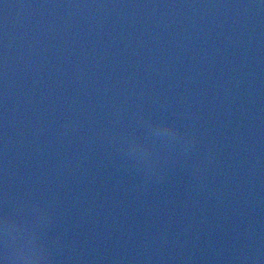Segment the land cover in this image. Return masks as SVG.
<instances>
[{
	"label": "water",
	"instance_id": "95a60500",
	"mask_svg": "<svg viewBox=\"0 0 264 264\" xmlns=\"http://www.w3.org/2000/svg\"><path fill=\"white\" fill-rule=\"evenodd\" d=\"M0 264H264V0H0Z\"/></svg>",
	"mask_w": 264,
	"mask_h": 264
}]
</instances>
